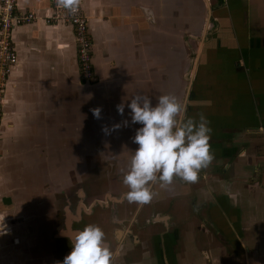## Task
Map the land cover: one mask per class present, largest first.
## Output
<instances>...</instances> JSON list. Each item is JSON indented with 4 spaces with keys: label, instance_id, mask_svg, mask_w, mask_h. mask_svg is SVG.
Masks as SVG:
<instances>
[{
    "label": "crops",
    "instance_id": "crops-1",
    "mask_svg": "<svg viewBox=\"0 0 264 264\" xmlns=\"http://www.w3.org/2000/svg\"><path fill=\"white\" fill-rule=\"evenodd\" d=\"M82 2L94 42L91 84L80 78L72 27L53 21L51 1L18 0V11L37 19L13 31L19 62L0 136V264L63 260L55 195L65 158L85 155L100 165L103 140L117 161L110 163L127 171L117 160L128 162L137 147L127 142L132 131L122 132L134 125L125 123L127 103L137 94L153 101L174 94L178 59L192 60L186 115L206 117L213 159L195 182L150 184L152 197L136 203L132 220L143 248L132 255L138 241L124 234L114 260L128 252L121 264H264V0ZM132 204L116 205V219L104 213L101 222L126 223Z\"/></svg>",
    "mask_w": 264,
    "mask_h": 264
},
{
    "label": "clouds",
    "instance_id": "clouds-1",
    "mask_svg": "<svg viewBox=\"0 0 264 264\" xmlns=\"http://www.w3.org/2000/svg\"><path fill=\"white\" fill-rule=\"evenodd\" d=\"M58 6L74 12L77 0H57ZM124 114V103L117 106ZM127 124H138L132 141L137 147L130 156L128 170L122 173L127 185L124 193L129 202L146 203L152 197L150 184L159 180L171 183L174 177L195 182L200 169L213 159L208 143L211 129L203 115L194 118L186 115L187 104L173 94H162L155 101L143 94L129 99ZM99 117L100 108L92 109ZM120 125H113L118 128ZM6 231L0 221V235ZM62 235H65L63 232ZM103 230L95 224H86L68 238L71 250L55 264H112L114 252L104 241Z\"/></svg>",
    "mask_w": 264,
    "mask_h": 264
},
{
    "label": "rangeland",
    "instance_id": "rangeland-1",
    "mask_svg": "<svg viewBox=\"0 0 264 264\" xmlns=\"http://www.w3.org/2000/svg\"><path fill=\"white\" fill-rule=\"evenodd\" d=\"M179 47L182 48L183 46H181L178 42V48ZM195 57H196V53L193 56V58L195 59ZM192 67H193L192 66V60L190 61V63H189V60H182V59L179 60L178 59L176 61V68H177V70H176L177 71V74H176L177 82L176 83H177V85H176V92L173 95H175L182 103L187 102L188 96H191V93L193 92L192 90L189 89L190 88V80H189L190 76H188L191 74ZM128 113H129V111H128ZM137 127H139L138 124L127 125L124 127L122 132H125V129L127 128L126 132L132 131V133L135 134V129ZM127 142L130 145L133 144L132 140H128ZM86 143H88V142H86ZM96 143H97V150L96 151L98 153V155L96 156V161H97V163H99L100 165H102L104 167H100V168L87 167V165H89V162L92 161V159H93L90 156L80 155L79 157H75V158H77L76 160H75V158H72V157L71 158L70 157L65 158V170H64L65 173L61 174V176L58 178V181H62V179L64 178V185L61 186L60 184H57L58 188L57 189L55 188L56 190H59L58 194L55 196H57L58 200H59L60 211L58 210V212H59L60 218L62 220L64 219V216L66 217V213L67 214L71 213L70 209L72 210V208L67 209L68 208L67 196L70 197L72 195L76 199V202H78L76 192H78L79 190H81L83 188L87 192H89V195H90L89 196L90 197L89 202L92 201V199L94 200L95 198H99L100 200H103L106 204H110V205L111 204L113 205L115 199H117V198L122 199L124 197L122 195L125 193V190H126L124 188H128L127 186H123L124 187L123 189H119V187L121 186L122 183L120 185H118V181H119V179H122V173L126 172V169L122 170L119 167L113 171V174L111 177V178H114V181H113L114 188L112 191H115V192L111 193L112 192L111 189H109L107 191V189H106L107 180L110 178V171H111V169L107 168V166H109L110 162L111 163L112 162L117 163V161L114 160L115 159L114 157L116 155L113 156V158H114L113 161H110V158L112 157V155H111V153H109L108 149L107 150L104 149V148H107V146H108L105 144V141L97 140ZM80 152L83 153L84 151L81 150ZM117 158H118L117 160H119L120 163L123 162L125 165H126V163L129 164L130 158H129L128 162H127V160L124 159L125 157H123V158L117 157ZM73 160L75 161L74 163H73ZM73 166L75 167V170H72L74 168ZM127 166L128 165H126V167ZM71 171H73L74 173ZM107 175H109V177H107ZM72 180H74V181H72ZM92 181L100 183V184H96L95 186H93V191H91L92 189L90 190V187H89ZM123 185H124V183H123ZM59 187H60V189H59ZM48 188L49 189L52 188V185L50 183L48 185ZM62 189H63V191L61 192ZM102 196H103V198H102ZM107 197H108V199L110 198L112 200H110V199L106 200ZM89 202H87L86 204L88 205ZM73 206H75V205H73ZM73 210H75V208H73ZM108 210H109L108 212L110 213L109 216L112 215V212L116 213V210L115 211L110 210V209H108ZM96 211H97V209H96ZM106 211L103 210L100 213H105ZM74 212L75 211H73V213ZM95 216H93L91 218V219H95L94 223L98 222ZM84 217L86 218L87 215H85ZM69 219H70V217H69ZM86 219H89V217H87ZM85 224H87V223L85 222ZM84 226L85 225H83V227ZM109 231H110V227L105 228L106 234L109 235L110 234Z\"/></svg>",
    "mask_w": 264,
    "mask_h": 264
},
{
    "label": "built area",
    "instance_id": "built-area-1",
    "mask_svg": "<svg viewBox=\"0 0 264 264\" xmlns=\"http://www.w3.org/2000/svg\"><path fill=\"white\" fill-rule=\"evenodd\" d=\"M54 10L53 21L65 22L72 27L77 44L76 57L79 75L88 84L96 81L94 69V42L89 33V19L83 9L82 0H77L74 12L58 6L57 0H50ZM226 3L228 0H220ZM18 0H0V136L5 107V90L10 75L19 62L13 42L15 27L31 24L37 16L33 12L18 11Z\"/></svg>",
    "mask_w": 264,
    "mask_h": 264
},
{
    "label": "flooded vegetation",
    "instance_id": "flooded-vegetation-1",
    "mask_svg": "<svg viewBox=\"0 0 264 264\" xmlns=\"http://www.w3.org/2000/svg\"><path fill=\"white\" fill-rule=\"evenodd\" d=\"M95 159H92V161H94ZM91 161V162H92ZM90 162V163H91ZM87 165V167H94V168H100V167H104L102 165H98V164H90ZM107 168L111 169L110 171V178L107 180V186H106V189L107 191L109 189H111V191L113 190L114 188V185H113V181H114V178H111L112 177V174H113V171L116 170V168H118L116 165H113V164H109V166H107ZM88 169V168H87ZM107 177H109V175H107ZM95 181H92L91 184H90V190L93 191V186H95L96 184H100V183H97ZM121 182V179H119L118 181V185L120 184ZM79 190V189H78ZM128 190H125V193L127 192ZM115 191H112L111 193H113ZM77 193V199H78V202H76V199L71 195L70 197L67 196V206L69 209V207L72 208L71 210V213H66V217L64 216V219L62 220H59L58 221V224L57 226L59 227L57 231H59L61 228L64 230V234L67 235V236H71L75 231L79 230V229H82L83 228V225H86L85 222L87 224H93L94 223V220L95 219H91L93 216L96 217L97 221L96 223H94L95 225H98L104 232V241L105 243L107 244V246L110 247V249L114 252V256H113V260H112V263L114 264H121V263H124L125 262V256L128 254V252H124L122 253L123 254V260L122 262H117L114 260L116 254H120V251L119 252H116L117 250L120 249V244H119V241H121L123 238H124V234H127L126 236L128 238L131 239V242H135V241H138L137 244H134L133 246H135L134 250L136 252H134V254L132 255H135L137 253V251L141 248H143V242L140 243V239L137 238L136 239V236H138L137 234V228H136V224L138 223V220H134V222H132L133 218H134V214L136 213L137 211V205H136V202H129L124 194L122 196H124L122 199H115L114 200V203L113 205L111 204H106L103 200H100L99 198H95L94 200L92 199V201L89 202L90 200V195H89V192H87L84 188L79 190ZM103 198V196H102ZM110 199V198H109ZM108 197L106 200H109ZM88 200V201H87ZM112 200V199H110ZM121 200V202L119 201ZM89 202V204L87 205L86 203ZM124 203H133L131 205L132 207L129 208L128 213L132 216L128 217L129 219L126 220V223H118L115 218V214L116 213H113L112 212V215L109 216L110 218L112 216H114V219H113V225H115L114 229L112 227H110L109 225H104V222H101V219L100 217L104 218V216H102L104 213H100L101 211H106L105 213H108V215H110V213L108 212L110 210H113L115 211L116 210V205L118 204H124ZM139 204V203H137ZM75 205V206H73ZM73 208H75V210H73ZM97 209V211H96ZM73 211H75L73 213ZM66 212V211H65ZM87 215V217H89V219H86L84 216ZM121 215V214H120ZM70 217V219H69ZM138 218V217H137ZM154 218V217H153ZM158 218V216H157ZM111 219V220H112ZM107 227H110V234H106L105 233V228ZM114 230V231H113ZM125 231H127L128 233H125ZM65 235H62L63 236V240L60 238L58 241V250H59V253L60 255L62 256H65L66 254H68L67 252L71 250L70 248V245H69V242H68V238L65 237ZM157 240V239H156ZM155 240V243H154V248H156L158 246V244H160V242H157ZM120 256H117L116 258L120 259ZM115 258V259H116Z\"/></svg>",
    "mask_w": 264,
    "mask_h": 264
},
{
    "label": "water",
    "instance_id": "water-1",
    "mask_svg": "<svg viewBox=\"0 0 264 264\" xmlns=\"http://www.w3.org/2000/svg\"><path fill=\"white\" fill-rule=\"evenodd\" d=\"M209 21H211V17H209Z\"/></svg>",
    "mask_w": 264,
    "mask_h": 264
}]
</instances>
